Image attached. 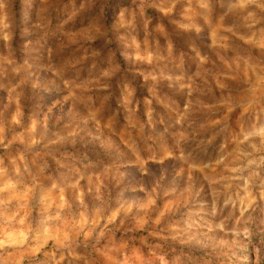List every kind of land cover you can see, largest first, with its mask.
I'll use <instances>...</instances> for the list:
<instances>
[{"label": "rangeland", "instance_id": "obj_1", "mask_svg": "<svg viewBox=\"0 0 264 264\" xmlns=\"http://www.w3.org/2000/svg\"><path fill=\"white\" fill-rule=\"evenodd\" d=\"M0 264H264V0H0Z\"/></svg>", "mask_w": 264, "mask_h": 264}]
</instances>
